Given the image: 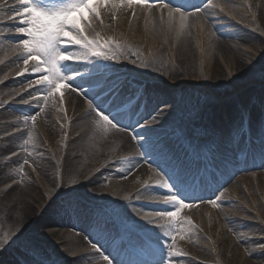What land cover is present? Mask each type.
Wrapping results in <instances>:
<instances>
[{"label": "bare ground", "instance_id": "1", "mask_svg": "<svg viewBox=\"0 0 264 264\" xmlns=\"http://www.w3.org/2000/svg\"><path fill=\"white\" fill-rule=\"evenodd\" d=\"M3 1L0 0V5H3L0 8V22L6 20L9 26L8 21L13 22V25L18 24V20H8L10 9L16 6L17 0H8L5 5L2 3ZM160 1L149 0L151 7L141 4L112 10L109 7H100L103 17L102 24L98 19H94L91 14H88L92 25H96L97 29L98 27L100 29L101 43L106 40L115 41L121 45L126 43L124 47L126 48L127 45V48L130 49L126 53L123 49L118 55L133 58L137 65L143 66L142 70L138 69L129 60L121 64L119 73L126 75L129 71L131 75H140L143 70L149 71L153 68L154 65L149 61L158 57H165V64H169L168 67L163 65L164 68L158 72L155 71L154 74L158 77L166 76L171 80H166L165 85L161 82L164 86L157 85L158 81L153 85H147L150 102L145 103L146 108L140 120L148 118L151 111L159 105H176L183 111L190 109L186 105L187 102L200 94V97H203L200 98L202 101L201 110H203L205 104L212 101L211 95L218 96L220 91L228 85L233 89L237 88L233 93L234 96L239 95L222 104L213 102L206 112V117L202 118L204 123L209 121L218 124L221 119H226L227 116L228 119L232 118L241 105L246 110L254 109L257 104H253V102L258 101L257 96L261 97L264 89L257 90V86L256 88L251 87L248 83L246 84V80L253 79L258 72H264V26H262L264 8L261 7L264 1L252 0L250 4L247 0H226L229 5L221 11L227 12L229 8L234 16L233 23L235 24L228 25V21L221 19L220 14L211 13L206 9L197 18L189 16L186 22L187 26L183 31H180L178 19L174 21L172 28H169L167 10H163V20L161 19L160 9L153 5ZM239 13L244 17L251 15V20L255 23L244 24L243 20L237 17ZM115 17L117 22L114 24L113 18ZM161 20L167 25L166 28L161 26ZM196 20L200 21L201 25ZM195 29L197 34H195ZM8 30L10 28L4 25L0 27V32L4 33ZM85 31L90 35L92 33L86 25ZM92 38H95L93 34ZM5 39L0 38V61H3L0 64L7 65L0 69V74L9 69L8 65L18 67V69H16V73L11 71L6 76L7 79L5 77L2 79L6 81L3 87L9 88L2 90L18 91L15 93L16 98L19 97L16 104L24 99L30 101L33 96H39L41 97L40 108H42V110L38 108L37 99L31 100L29 104L22 102L17 107L7 105L0 107V138L3 137L0 139V175L2 176L0 179V205L15 215L18 214L17 211L20 212L22 222L20 221L19 225L23 227L22 230L27 225H33L35 230L44 227L46 232L44 242L42 241L45 248L36 245L38 244L36 241L33 248L37 250L34 251L31 246H26L27 248L20 249L18 256L26 261H35V259L38 261L40 257H45L50 263H53L47 258V253H49L55 257L58 264H92L93 259H97L98 256L93 251H90V254L87 253L88 249L81 244L82 235L88 234L86 240L97 244L98 248L102 249L103 255L113 257L119 252L123 254V261L132 262V258L127 253L121 249L118 250L120 242L112 239L105 226L92 228L86 224L77 223L76 233L72 234L68 230V228L72 229V222L67 213L87 209V202L102 204L109 202L118 207L122 206L128 201L123 196H127L126 194L129 193L128 197L130 198L132 192L148 181L149 164L141 162L140 156L136 154L137 151L134 150L127 135L115 133L112 129H109L107 133H102L95 128L92 123L93 114H90L88 105L83 102L84 99L85 102L93 101V93L87 92V96H85L79 94L78 91L73 92L70 87H62L54 97H49L45 106L42 100L43 92H38L41 86L35 84L32 87L28 86L29 82L39 78V74H32L29 71L20 75L18 80L13 81L12 77L20 73L25 65L22 62L20 50H14L15 42L19 40L8 41ZM174 44L176 46H172ZM75 47L69 45V48ZM168 51L170 52L168 53ZM143 55L144 63L138 60ZM97 63L110 65L111 61H98ZM27 67L31 69L30 64ZM111 69L116 72L115 66ZM197 69H199V75L195 76ZM185 71L190 72L193 76L189 83L183 79L179 80ZM122 79L124 80V78ZM127 81L131 84L137 83L136 79ZM148 81L152 80L148 79ZM24 83V86L19 87ZM168 86H173L179 89L182 95L184 94L183 102L174 99V102L165 103L173 95V89ZM194 88L201 89L202 93ZM257 92L259 94L255 95ZM61 94H63L62 101ZM225 97L224 100L229 98V96ZM4 99L3 93H0V101ZM99 103H101L100 100L93 101V105ZM213 105L216 106L212 110ZM105 106L103 105L104 108ZM32 115H36V120L28 127V122L26 123L25 120ZM167 115L170 116V113ZM46 117L48 119H45ZM119 121L123 123L124 120L119 119ZM163 122L166 123L165 118ZM169 129L170 127H167L164 131L167 132ZM147 132L154 133L147 129L144 130V135H147ZM29 133L33 139L30 143L24 144ZM170 136H165L161 140L154 139L150 143L152 152L160 151L167 140L173 149L178 150L171 143ZM190 136H194L198 140L199 135L190 133ZM244 136L246 135L244 134ZM259 138L261 140V136ZM257 150H261V146H258ZM11 151L15 153V157L10 161L5 160ZM171 153V150L168 152L164 150L162 153L166 154L164 159L154 166L163 172L168 169L174 160V158L169 159ZM180 153L184 158H187L188 150L186 148ZM126 158L130 160V163L122 162ZM24 160H27L35 171L32 170L33 168L28 170L22 168L21 172V163ZM218 164L221 165V161ZM191 165L190 162L187 163V167ZM112 167L116 169L115 173L110 172ZM242 169L245 170L247 167L244 166ZM226 173L234 183L218 196L215 201L216 206L192 203L195 206L189 208L193 211L190 212V216L194 213L204 216V219H197L196 225L203 229L206 237L199 235L194 229L193 233L190 232L188 235L184 231H177L175 247L184 253L181 257L175 258L179 260V264L190 261L191 256L202 259L198 260V264H264V178H261L264 166L259 162L256 170L251 171L249 176L243 174L237 180L236 172L231 168L227 169ZM72 180H76L77 183L72 184ZM228 180L225 176L224 179L218 181L217 188L214 185L216 181L212 182L211 179V182L204 180V185L211 190L218 191L219 188L230 182ZM107 182L110 183L109 187ZM202 186L203 184H201ZM66 187L69 190H65ZM66 191L69 194L64 195ZM143 193L156 196L151 191L144 190ZM206 196L208 195L193 194L189 199H208ZM70 198L73 200L68 209H65L67 205L64 201ZM232 198H235L237 203L242 206L238 207L237 204L236 208L243 210L246 219L244 222L247 225H252L251 228H255L256 231L249 239L240 238L238 243H233L232 250L228 248L226 251V257L222 251L227 248L226 244L229 243V240L219 242L217 236L215 238L211 236V232L215 226H222L220 227L222 230L226 227L225 230H228L229 225H233V222L229 220L230 210L228 207ZM136 200L134 195L132 201ZM204 208L206 209L205 215ZM57 209H60L58 214L55 213ZM187 216L188 214L182 211L181 217L187 220ZM72 218L80 219L76 215H73ZM219 221L220 223L217 224ZM25 222L28 224L24 226ZM186 227L188 226L186 225ZM215 230V234L218 233V229ZM156 232L163 234V229L159 228ZM209 239L210 244L206 241ZM189 241H191L192 247L197 248L196 250L187 244ZM171 243L172 241L159 240V244L156 243L151 247V250H144L143 255L150 261L159 259L156 250L163 248L167 251V246ZM221 244L223 246H220L219 250L218 247ZM147 246L149 245L144 248ZM61 255H64L62 262ZM223 255L226 258H223ZM12 256L14 258V253L11 251L2 253L0 264H14L11 262ZM94 264L106 263L95 261Z\"/></svg>", "mask_w": 264, "mask_h": 264}, {"label": "snow or ice", "instance_id": "2", "mask_svg": "<svg viewBox=\"0 0 264 264\" xmlns=\"http://www.w3.org/2000/svg\"><path fill=\"white\" fill-rule=\"evenodd\" d=\"M157 2V0H153ZM8 0H4L7 4ZM134 4H141L151 7L149 0H17L16 6L10 9L8 20H18L16 25H7L5 27L14 28L16 33L22 34L23 39L15 42V49H19L24 69L17 75H24L31 71L39 74V78L29 82V87L33 84L41 86L38 92H43V104L46 106L49 97H54L62 87H70L73 92H79L81 95L87 96L84 89L88 85V91L93 93V98H99L101 103L93 105L89 100L90 114H93L95 128L107 133L109 129H116L120 121L119 116L123 111L131 107L135 112L139 107L137 95L139 89L134 88L131 83L126 80H120L119 77L109 76L111 71L106 64L97 63L98 61H112L123 50L124 46L115 41H104L101 43L99 33H95V38H89L85 31V25L92 29V18L100 19V7H109L110 10L120 7H132ZM204 4L211 7H217L211 4L210 0H204ZM3 5H0L2 8ZM167 9V17L169 28L171 29L174 21L179 20L180 31L187 26L189 16L195 13L189 9H195L196 13L206 11L202 5L185 3V0H165L160 4L161 19L163 20V10ZM87 10V12H85ZM83 21V23H82ZM102 24L103 21L100 20ZM94 31V29H92ZM66 45H74L75 48L66 47ZM30 61H35L31 69L27 67ZM3 63V61H0ZM79 78V82H78ZM7 79V77H5ZM73 85H75L73 87ZM37 99L38 108H40L41 97L33 96ZM63 100V94L60 97ZM137 103L134 105L133 101ZM29 104L28 99L22 101ZM107 105V110L103 107ZM42 110V108H40ZM30 120L33 124L36 115L28 117L25 122ZM250 120L249 114H242V122L240 125L243 130V123ZM155 122V118L153 121ZM147 127V125H144ZM31 133L24 144L32 141ZM261 155L264 157V122L261 123ZM129 162L126 158L125 161ZM23 163H28L24 160ZM174 174L169 175L166 179L156 180L155 188L162 191L161 195L152 196V199L158 203L168 206L167 209L158 211L152 218H147L146 223L157 225L163 229V235L170 237L172 243L167 246V251L158 248L157 254L159 259L145 262H125L118 261V264H179V260L175 259L184 255V253L175 247L177 231H191L192 225L190 219H183L181 213L184 209H189L195 205L186 202V189L195 185L199 179L204 184V178L198 177L194 173H190L177 159L172 161ZM134 167V165H133ZM22 172L23 169L21 168ZM161 176L160 172L156 173ZM72 184L77 183L76 180L71 181ZM153 185H145V191ZM140 196L137 195L136 199ZM125 200L129 197L125 196ZM216 206L215 201H209ZM139 215V213H137ZM163 221V223H158ZM122 227L126 225L111 223L110 227L106 225V229L114 241H119L121 250L124 248H144L148 245L149 240H154L159 244L158 237H148L147 239L140 237L139 233L129 231L127 235L122 234ZM135 227V226H133ZM22 235V233L20 234ZM20 235L11 238L9 234H4L0 239V253L12 248L20 239ZM184 238L183 236L181 237ZM95 248V245H93ZM99 253V249H97ZM102 259L106 264H113V258L103 255Z\"/></svg>", "mask_w": 264, "mask_h": 264}, {"label": "rangeland", "instance_id": "3", "mask_svg": "<svg viewBox=\"0 0 264 264\" xmlns=\"http://www.w3.org/2000/svg\"><path fill=\"white\" fill-rule=\"evenodd\" d=\"M221 2H222V4L223 5H225V7H228V5H229V3H227V1L226 0H220ZM251 1L252 0H250L249 2H250V4H251ZM264 1V0H263ZM261 7H263L264 8V3L263 4H261ZM228 10L230 11V9L228 8ZM231 12V11H230ZM257 13V12H256ZM236 15V14H235ZM237 16V15H236ZM239 19H242L243 20V22H244V24H246V25H252L253 23H255L254 21H252L251 20V15L250 16H248V17H244L241 13H239L238 14V16H237ZM228 21V24L229 25H231L232 23H233V21H229V20H227ZM238 21V20H237ZM164 25V24H163ZM262 26H264V22L262 23ZM238 30V29H237ZM196 34V33H195ZM172 46H176V44H174V45H172ZM170 49V47L168 48V50ZM195 50H196V48H195ZM170 51H168V53H169ZM196 54V53H195ZM123 58H124V56H123ZM129 60H130V62H132L136 67H138V69H141L142 70V68H143V66H140V65H137L135 62H134V60H133V58H129ZM138 60H140L142 63H144L145 61H144V55L142 56V57H140V58H138ZM165 61H166V58L165 57H158V58H154V59H151L150 61H149V63L150 64H152V65H154V67L153 68H151V69H149V71H146V69L145 70H143V78H147V79H151L152 81H158L157 82V85H162V84H166V80H171L170 78H166V76H163V77H165V78H163V77H158V76H156L155 74H154V72L156 71V72H158V71H160L161 69H163L164 67H163V65H165V67H168V65L169 64H165ZM178 62V61H177ZM176 64V63H175ZM141 65H143V64H141ZM204 66V65H203ZM202 66V67H203ZM228 69V68H227ZM11 72V66H10V68L8 69V70H6V72H4L3 74H0V80H1V78H4V77H6V76H8V74ZM12 72H15V71H12ZM204 74H205V68H204ZM225 72V71H224ZM186 74V75H185ZM136 75H138V74H136ZM197 75H199V69H197V73H196V75L195 76H197ZM194 76V78H197V77H195ZM192 74L190 73V72H188V71H185L184 73H183V76L179 79V80H184L186 83H189L191 80H192ZM162 80H165V81H162ZM161 82H162V84H161ZM177 82V81H176ZM249 84L251 87H253V88H256V86H260V87H264V72H258L257 74H256V76L253 78V79H247L246 80V84ZM168 84H170V83H168ZM163 85V86H164ZM171 85V84H170ZM168 87H173V86H168ZM207 87H209V86H207ZM256 89H258V87L256 88ZM194 90H196V91H198V92H200V93H202L200 90L201 89H198V88H194ZM237 90V88H232L230 85H228V86H226L223 90H221L220 91V94H218V96H216L218 99V101L219 102H223L224 101V97L226 96V95H229V96H234V95H232L231 94V92H234V91H236ZM0 93H3V95H4V100L3 101H5L7 98H9L10 96H12L13 94H12V92H9V90H1L0 91ZM11 94V95H10ZM210 94V93H209ZM9 95V96H8ZM200 96H201V94H200ZM200 96H195V98L194 99H191L190 101H188L187 102V106L188 107H194V106H200V105H202V101L200 100V98H203V97H200ZM212 96V98H215L214 97V95H211ZM236 96V95H235ZM184 98H185V96H184V94L182 95V93L180 92V90L179 89H173V95H172V97L168 100V101H166L165 103H168V102H174V99H177L178 101H180V102H183V100H184ZM150 101V100H149ZM6 102V101H5ZM212 102V101H211ZM211 102H209V104H212ZM164 104V103H163ZM160 106V105H159ZM211 105H207L206 106V108H208V107H210ZM186 110H188V109H186ZM178 111H181V110H178ZM45 119H48L47 117L45 118ZM30 123H32L30 120H28V123H27V126L28 127H30L31 126V124ZM37 143H38V141H37ZM12 152V151H11ZM11 152H9V153H11ZM10 158H11V156H10ZM23 164V163H22ZM24 170H26L25 168H23ZM81 169V168H80ZM26 172V171H25ZM2 178V176L0 175V179ZM35 178V177H34ZM251 188H253L252 186H250ZM65 190H69V188L68 187H66L65 188ZM68 192V191H67ZM238 204V207H242V206H240L239 205V203H237ZM237 204L236 203H233L232 202V205H229L228 207H229V215H230V218H229V220H231V222H233V225L232 224H230L229 225V229L228 230H225L226 229V227H225V229L223 228V230L220 228V227H222V226H215V228L213 229V231H216L215 229L217 228L218 229V233H216L215 234V232H212L211 233V236L213 237V238H215L216 236L218 237V241L219 242H225L226 240H229V243L228 244H226V249H223V254L227 257V250H228V248L230 249V250H232V245H233V243H238V241L240 240V238H244V239H249L250 237H251V235L252 234H254L255 233V228H251V226L252 225H247L245 222H244V220H246L245 219V216H244V212H243V210L240 208V209H238L237 210V208H236V206H237ZM3 205H0V239H2L3 238V236H4V234H9L10 235V237L11 238H15V236L16 235H20L21 233H22V235H20V238H38V239H41L42 238V235L44 236V229H42V228H39V229H37V230H35L34 228H33V225H30V226H28L27 225V227H24L25 229L24 230H22L23 229V227H20V225H19V222L21 221V214H20V212L19 211H17L16 213H18V214H16L15 215V213H13V212H11L10 210H5L3 207H2ZM6 207H8V205H6ZM9 208V207H8ZM10 209V208H9ZM205 211L206 210H204L203 212L205 213ZM15 215V216H14ZM205 215V214H204ZM200 217H202L200 214H197V218L196 219H200ZM203 218H204V216H203ZM26 220H27V218H26ZM25 220V221H26ZM36 220V219H35ZM22 222V221H21ZM229 222V221H228ZM25 224H28V223H24V226H25ZM188 227H191V226H188ZM190 232H192L193 233V228L191 227V231H188V232H185V234L186 235H188V234H190ZM222 232V233H221ZM221 233V234H220ZM223 234H224V236H223ZM198 238H199V236H197ZM227 238H229V239H227ZM202 241V240H201ZM205 241V240H204ZM18 242H20L19 244H17V247L18 248H22V247H24V245H28V243H30V241H18ZM23 243V246H22V243ZM206 242V241H205ZM208 242V241H207ZM209 243V242H208ZM31 244H33V243H30V245ZM187 244L190 246V247H192V245H191V241H189V242H187ZM210 244V243H209ZM29 245V246H30ZM220 246H223L222 244L221 245H219V250H220ZM34 251L35 250H37V249H35V248H33V247H31ZM88 249H90L89 247H87ZM194 250H196L197 248L196 247H192ZM222 249V248H221ZM234 252V251H233ZM1 254V253H0ZM97 254H99L100 255V253H98L97 252ZM223 255V258H226L225 256ZM64 255H61V262L64 260L63 257ZM71 259V258H70ZM41 261H43V260H41ZM95 261H97V263H98V261H103V262H105L103 259H102V255H100L97 259L95 258V259H93V262H95ZM92 262V264H94ZM39 264H41V263H39ZM182 264H196L195 262H194V260H192V261H185V262H183ZM258 264V263H257Z\"/></svg>", "mask_w": 264, "mask_h": 264}]
</instances>
